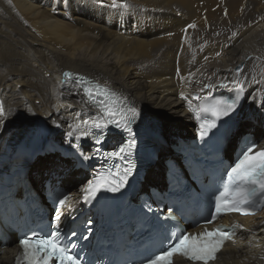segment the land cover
Masks as SVG:
<instances>
[{
    "label": "bare ground",
    "instance_id": "6f19581e",
    "mask_svg": "<svg viewBox=\"0 0 264 264\" xmlns=\"http://www.w3.org/2000/svg\"><path fill=\"white\" fill-rule=\"evenodd\" d=\"M135 6L145 10L134 14ZM161 14L174 17L165 22ZM154 33L160 36L147 38ZM239 65L245 69L237 75ZM65 73L89 75L151 121L167 123L143 183L162 185L175 137H194V119L181 96L195 84L192 74L196 81L206 77L202 86L225 76H241L247 85L250 106L230 135L227 155L245 130L264 143V0H0V139L28 135L46 123L40 134L66 141L65 132L75 131L92 108ZM27 166L35 185L52 173L70 192L83 182V171L53 153ZM241 221L248 230L239 232L217 264H264V212ZM16 242L11 235L0 264H12Z\"/></svg>",
    "mask_w": 264,
    "mask_h": 264
},
{
    "label": "snow or ice",
    "instance_id": "6c2138e0",
    "mask_svg": "<svg viewBox=\"0 0 264 264\" xmlns=\"http://www.w3.org/2000/svg\"><path fill=\"white\" fill-rule=\"evenodd\" d=\"M127 7V5H124ZM113 7H120L114 4ZM194 26V25H193ZM242 72L243 69H237ZM67 78L78 81L84 85L83 91L88 97V103L99 110L98 118L92 120H83L75 125V128L81 131L82 136H89L87 129L81 130V123L93 129H98L96 143H100L104 139V131L110 126L115 128H126L131 133V128L128 127V114L132 117L138 115L136 109L130 108L127 113L119 106V97L107 85L96 82L94 87H88L92 81L84 77L73 76L71 73L64 74ZM227 87V85H224ZM243 91V86L238 88V92ZM184 99L188 97L181 93ZM200 99L199 96L196 97ZM236 101H225L223 99L214 100L207 103L203 107V111L210 113L215 119L212 121L209 128L216 127V120L223 116H227L235 109ZM5 108L3 102H0V119H3ZM71 135V134H70ZM206 135V131H201V137ZM79 138V137H77ZM136 146L135 139H129L118 150L110 153L113 158L124 160L133 154ZM255 145L248 146L246 150L238 157L234 165L226 172L224 180V191L215 197L214 214L211 219L206 221L211 223L217 216L229 213L239 212L244 215L254 214V210L258 206L264 205V149L254 151ZM85 160L90 159L89 156H83ZM132 165L116 172L115 179L111 181L103 180L102 177H97L93 181H89L88 186L83 189L84 199L90 200L95 197L96 193L104 187L116 192L119 191L126 183L131 175ZM69 197L64 196L58 201L59 208L55 210L54 221L59 225L61 221V209L65 206L70 207L68 202ZM240 224L233 225L232 228L225 226L218 227L211 231L205 229L197 234L180 233L173 234L171 242L166 245L163 250L151 257L145 258L143 264H174V257L179 255L187 260L194 262H202V264H210L217 258V253L222 250L224 243L232 238L235 229L242 228ZM75 235V232L71 233ZM65 235L57 226L53 231L46 235L32 233L26 235L19 241L22 246V261L18 260V264H52L58 261L59 264H82V260L78 254L73 253L75 244L69 246L65 242Z\"/></svg>",
    "mask_w": 264,
    "mask_h": 264
},
{
    "label": "rangeland",
    "instance_id": "374dc122",
    "mask_svg": "<svg viewBox=\"0 0 264 264\" xmlns=\"http://www.w3.org/2000/svg\"><path fill=\"white\" fill-rule=\"evenodd\" d=\"M132 11H133V13L134 14H136L135 13V11H138L139 12V10H145V9H143L141 6H135L134 7V9H131ZM160 14V13H159ZM162 15V18L165 20V22L166 21H169L170 20V18L169 17H174L173 15H169V17H168V14H161ZM73 24L72 25H74L75 24V26H78L79 27V23H77V22H72ZM92 28V30L93 31H95V32H97V31H99V28L98 27H96L95 25L93 26V27H91ZM156 37V36H160L158 33H154L153 34V36H151V37H147V38H150V39H152V37ZM149 39V40H150ZM240 66V65H239ZM237 70V69H236ZM1 77V76H0ZM39 102V100L37 101V103ZM45 115V114H44ZM163 124L166 126L167 125V123L166 122H163ZM167 139L170 141V139H169V137H167ZM32 174V172H30V175Z\"/></svg>",
    "mask_w": 264,
    "mask_h": 264
}]
</instances>
